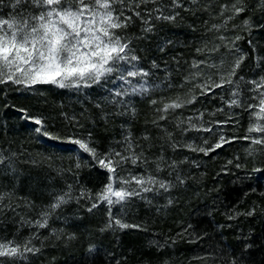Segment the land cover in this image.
<instances>
[{
    "label": "snow or ice",
    "instance_id": "obj_1",
    "mask_svg": "<svg viewBox=\"0 0 264 264\" xmlns=\"http://www.w3.org/2000/svg\"><path fill=\"white\" fill-rule=\"evenodd\" d=\"M246 12L264 14V0H225L223 3L221 0H0V86H5L0 89V95L6 98L10 89L43 96L41 88L46 86L77 93L96 91L99 99L94 107L101 112L102 120L127 118L120 125V137L113 138L109 147L101 151L92 132H79L83 124L76 117L62 114L71 129L79 133L62 137L48 130L47 118L43 115H30L27 108L5 103V108H13L20 113L21 120L34 125L32 132L38 138L64 140L75 145L77 158L72 167L56 170L57 176L71 173L73 183L59 189L50 185L47 204L37 206L34 201L17 196L14 187L0 186V230L7 231L9 213L16 229L11 239L0 236V264H31V258L41 255L46 243L77 240L75 232L51 226L56 220H63L65 224L72 220L71 216L64 215L71 205L83 207L89 214L103 206L106 220L98 229L101 234L128 229L147 231L142 224L127 222L126 217L137 203L152 206L157 198L165 197L166 203L156 210L166 209L176 203L172 192L184 189L189 180L194 179L184 171V165L191 163L200 167L188 156L176 159L178 151L209 156L225 145L243 140L250 142L245 149L248 156L257 152L264 155V56L258 54L257 45L250 38L254 28L264 30V24L253 25L251 16L240 24L234 23ZM204 16L207 18L201 21ZM197 21H201L199 26ZM184 27L191 34L200 33L190 60L181 52L170 55L179 44L175 33L160 35L165 28L172 31ZM244 40L251 53L240 47ZM153 42L159 55L146 65L147 57L139 53L149 51L147 45ZM250 55L254 64L249 68L252 74L241 75ZM160 71L163 77L158 75ZM165 91L176 95L165 97ZM153 94H160V98H152ZM209 97L218 98L221 107L212 111L197 109L194 115L187 117L182 115V110L203 103ZM135 98H147L152 106L154 118L150 127L156 130L155 137L149 131L148 122L139 136L129 127L137 117ZM225 107L228 109L226 118L214 119L225 112ZM245 114L249 121L246 134L226 136L224 127L232 124L238 128ZM169 125L174 131L169 130ZM191 132L197 133V137L185 140ZM202 134L209 136L205 138ZM213 136L217 137L214 143L210 142ZM197 139L201 143H196ZM169 151L171 156L167 155ZM85 154L88 159L82 158ZM26 155L28 159L22 160ZM28 162L35 165L37 160L26 149L7 154L0 149V176L18 179L19 165ZM229 166L238 171L246 168L239 156L226 161L221 173H230ZM84 169L104 176L97 190L81 182ZM255 173H264V168L254 167L242 175L232 173L235 176L232 183L248 184L254 192L250 181L257 178ZM210 191L219 193L220 189ZM225 207L223 215L227 223L218 225L220 229L232 228V222L241 217L255 216L260 206L254 204L245 210H240L238 204ZM24 228H28L30 234L18 240ZM45 229L48 235L42 236L41 230ZM206 236L207 233H197L189 223L174 236L163 242L154 238L149 245L163 252L179 241L197 244ZM237 239L243 242L239 255H225L221 248L191 259L204 264L209 261L211 264H245L252 244L242 230ZM86 251L85 264L88 260L94 264L100 249L89 245Z\"/></svg>",
    "mask_w": 264,
    "mask_h": 264
},
{
    "label": "rangeland",
    "instance_id": "obj_2",
    "mask_svg": "<svg viewBox=\"0 0 264 264\" xmlns=\"http://www.w3.org/2000/svg\"><path fill=\"white\" fill-rule=\"evenodd\" d=\"M221 2L223 3L225 0H221ZM248 16L252 17L253 25L264 24V14L259 12H246L241 15L238 20L234 21V23L240 24L241 21ZM206 18V16L202 17L201 21ZM201 21H197L198 26ZM188 22L191 23V18H189ZM131 31H136V29H132ZM173 33H175L174 38H178L179 44L175 51L170 52V55H175L177 52H181L185 59L190 60L192 58L193 48L196 46V43L194 42L199 41L200 33L197 32L196 34H191L187 27H184L176 28L172 31L165 28L160 35L171 36ZM234 34L235 33H230V35ZM250 38L257 45L258 54L264 56V30L254 28ZM185 44H188V47H184ZM143 46L144 45H141V47ZM147 47L150 49L149 51L139 53L141 56L147 57V60L145 61L146 65L147 61H150L152 58L159 55L155 51L154 42L148 44ZM240 47L251 53L247 40L241 41ZM165 59H167V57H165ZM250 67H254L251 55L245 62V68L244 71L241 72V75L250 76L252 74L249 71ZM158 75L163 77V71H160ZM4 87L5 86H0V89H3ZM41 92L44 93L43 96H38L29 92L11 91L9 89L6 98L3 95H0V149H3L5 154L9 151H23L26 149L27 153L37 160L35 165L31 162L19 165L20 175L18 179H14L11 176L7 178L0 176V186H3L5 189L8 187H14L17 196L34 201L37 206L49 202L47 192L50 185H54L59 189L68 183H73L71 173L57 176L56 170L68 169L73 166L77 158L76 146L64 140H49L43 137L38 138L37 135L32 132L34 125L31 123H25L21 120L19 118L20 113L13 108H5V103L15 105L17 108H27L30 115H43L47 118L48 130L56 132L62 137L79 134L76 130L71 129L67 124V121L64 120L62 114H67L69 118L76 117L80 123L83 124V129H80L79 132H92L97 146L101 151H104L109 147L113 138L120 137L122 131L120 125L125 122V119H127L117 118L107 122L102 120L101 112L94 107L95 101L99 99L96 91L89 92L88 90H85L84 93H77L73 90H62L46 86L41 88ZM217 92L219 93V90H217ZM163 95L165 97H174L176 93L165 91ZM152 98L159 99L160 94H153ZM1 100L3 101V109L1 108ZM134 103L137 109V117L130 122L129 127H131L135 136H139L145 130L146 122H148L149 131H151L152 135L155 137L157 132L150 127V121L154 118L153 108L149 104L148 99L135 98ZM218 107H221V101L218 98L212 99L209 97L208 100L203 103H197L194 106H190L188 109L182 110V115L187 117L189 115H194L197 109L203 110L204 108H207L209 111H212ZM227 112L228 109L225 107V112L217 114L214 119L224 120ZM180 114L181 111H178L177 115ZM208 118L209 117L206 115L205 119L207 120ZM248 122V116L245 114L241 119L238 128L229 124L224 127V134L226 136H243L246 134ZM169 130L174 131L172 125H169ZM176 135L177 139H179V134L176 133ZM202 135L205 138H208L209 136V134ZM195 137H197V133L191 132L186 135L185 140H192ZM216 139L217 137L213 136L211 137L210 142L214 143ZM196 143L199 144L201 141L197 139ZM249 143V141L238 140L229 145H225L222 149L211 153L209 156L191 153L187 150L178 151L175 154L176 159H182L184 156H188L190 157V160H195L199 163V168H196L191 163L184 165V171L189 173L194 179L189 180L184 189L174 190L172 196L176 198V203L159 212L156 209L158 206L166 203L165 197L157 198L152 206H147L142 202L137 203L136 208L126 217L127 222L138 223L145 226V222H148V217L152 220L167 219L174 214L177 217L179 216V210L190 206L191 202L196 198H199V200L202 201L203 197L208 196L210 192H213L210 191L212 189L222 188L224 184H229L231 187L235 186L236 188H241L242 186L232 183L235 179V176L232 173L242 175L250 172L251 169L258 167L259 165L256 161V156L259 152L254 156H248L245 152V149L249 147ZM167 155L171 156L172 153L169 151L167 152ZM237 156L240 157V162L246 165V168L238 171L229 166L231 168L230 173H221V169L226 161L233 160L234 157ZM262 157H264V155H262ZM82 158L88 159L86 154L83 155ZM27 159V155L22 157V160ZM217 173L221 174L218 176ZM254 175L255 177H258V173H255ZM53 177L55 178L54 180L51 179ZM80 179L82 183L86 184L88 188L93 189V191L97 190L104 182V176L96 171L89 172L87 169L82 171ZM261 180L262 179H258V181L262 183L263 181ZM246 185L248 184L243 185V187L249 188V186ZM251 187L253 188V185H251ZM223 188H225V186H223ZM74 213L75 215H73ZM11 215L12 214L9 213V219L6 222L7 231L0 230V236H5L9 239L12 238L13 233L16 231L11 222ZM27 215L34 216V213H27ZM64 215L71 216L72 220L67 224H65L63 220H56L51 222V226L62 228L66 232H75L78 239L71 243H60L54 240L51 243H46L42 254L31 258V264H37L38 262L43 264L50 260L52 255H61L70 250L77 251L81 248L87 252L86 250L88 246L93 245L99 239H109L112 237L114 240H118L120 235L133 234L135 236L137 233H140L139 230L128 229L116 234H113L111 231L101 234L98 229L103 226L106 220L105 208L103 206L97 209L93 214H89L83 207L77 208L75 205H71L65 209ZM174 222L176 225L175 230L178 231L182 221L177 217ZM29 234L30 230L24 228L17 236V239L21 240ZM41 234L42 236H47L48 230H41Z\"/></svg>",
    "mask_w": 264,
    "mask_h": 264
},
{
    "label": "trees",
    "instance_id": "obj_3",
    "mask_svg": "<svg viewBox=\"0 0 264 264\" xmlns=\"http://www.w3.org/2000/svg\"><path fill=\"white\" fill-rule=\"evenodd\" d=\"M2 102L1 100V108ZM256 161L259 163L258 167L264 168L262 155L257 154ZM258 179H262L263 182H259ZM88 181L90 182L89 179ZM250 184L253 185L254 192L248 187L236 188L224 184L225 188L223 186L219 188V193L210 192L208 196L203 197V202L196 198L190 206L179 210L177 217L182 221L180 228L191 223L197 233H207V236L197 244L188 243L186 240L179 241L174 247L158 252L149 245V241L156 238L163 242L165 238L174 236L180 229L175 230L174 221L177 217L175 214L163 220H152L148 217V222H145L144 226L147 231H140L135 236L120 235L118 240L112 237L97 240L93 245H97L100 251L94 264H117V261L119 264H162L163 261H167V264H204L203 261L191 258L210 250L219 251L221 248L224 249L225 255H239L243 242L239 241L237 236L241 230L245 236H249L248 242L252 244L246 253L248 259L245 264H264V211H262L264 196L261 195L264 193V173H258V177L251 180ZM245 193L249 194L245 196ZM237 204L240 210L250 208L254 204L260 207L255 216L241 217L239 221L232 222V228H218V225L227 223L223 215L226 211L225 205ZM113 256L115 259H112ZM87 258L88 253L80 248L77 251L70 250L61 255H52L50 260L43 264H85ZM88 264H93V261L88 260ZM208 264H211V261Z\"/></svg>",
    "mask_w": 264,
    "mask_h": 264
}]
</instances>
